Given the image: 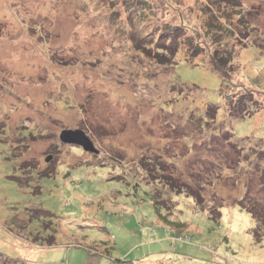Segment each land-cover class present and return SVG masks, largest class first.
<instances>
[{
	"label": "rangeland",
	"instance_id": "1",
	"mask_svg": "<svg viewBox=\"0 0 264 264\" xmlns=\"http://www.w3.org/2000/svg\"><path fill=\"white\" fill-rule=\"evenodd\" d=\"M208 6L232 11L216 39ZM160 43L167 66L142 51ZM261 149L264 0H0V264H264L238 205H264Z\"/></svg>",
	"mask_w": 264,
	"mask_h": 264
},
{
	"label": "trees",
	"instance_id": "2",
	"mask_svg": "<svg viewBox=\"0 0 264 264\" xmlns=\"http://www.w3.org/2000/svg\"><path fill=\"white\" fill-rule=\"evenodd\" d=\"M228 13L231 14L232 11L231 12L227 11L226 13H223V11L218 12V11L214 10V7H212V6H208L207 9H204L203 15L206 17L207 29H208L207 32H208V34L210 33V37L212 36L213 38L216 39L218 36L220 37L225 32H227L225 29H223L220 26V24L216 25V22L222 17H224V19L227 20ZM170 35H171V33H169V31H168L167 33H163L161 36L162 37L163 36L168 37ZM166 42H168V41H166ZM170 42H171V39H170ZM160 46H162V47H158L155 52L152 51V49H151L152 47L144 46V48L142 49L143 54H145L149 58H152L155 61V63H157L161 66H167L170 63L174 62V57L177 53V50L173 49L172 51H170L169 44H167V43L165 46L162 45V43H160ZM197 49H199L198 46H194V47L189 49L190 53L193 54V55H190L191 56V59L189 58L190 60L194 59V50H196V52H198ZM220 49H221L220 51L218 49L214 53H211L210 56L212 58V64H213L214 69L222 77L221 78L222 86H224V88H226V87H230L232 85L231 76H232V67L234 64L235 53L232 49H227L224 46L220 47ZM191 50H192V52H191ZM199 52H200V50H199ZM249 94L250 93H248V94L246 93V95L244 94V96H242L240 98V101L238 100L236 103L235 102L229 103V104H231L232 107H234L235 112L239 111V110L244 112L246 110V108L248 111L251 109L250 104H252V101L254 102V100H253L252 94H251V96ZM246 98H249V100ZM261 153H264V149H261ZM258 155L259 154H254L253 159L257 158ZM238 164L241 166L240 161L238 162ZM54 171H55V169H54ZM54 171L48 172V173H46L44 171L43 173H40V175H45L47 177H51L52 174H54ZM263 188H264V185H263ZM246 197H248V196L246 195ZM259 203H260V201H258L257 197H254V199H252L250 201V203H248L247 205H245L243 203V200L238 205H239L241 210L247 212L252 217V219L255 221L256 228L253 231L254 232L253 233L254 238L258 241H261L262 239L264 241V205L261 206V204H259ZM155 205H156V210L159 213L160 217L162 219L165 218L161 214V207H163V205H160V203L158 201H156ZM27 211L29 212V215H30V216L28 215L30 218L29 219L30 222H33V221H40L41 222L42 221L43 226H44V224L53 225L52 219L54 218V215H52L50 212H48L44 209H41V208L28 209ZM24 222L26 224L28 222V220L24 219ZM54 230L57 231V229H54ZM52 236L53 237L51 240L48 238L49 243H54L53 241H54L55 236L54 235H52Z\"/></svg>",
	"mask_w": 264,
	"mask_h": 264
},
{
	"label": "water",
	"instance_id": "3",
	"mask_svg": "<svg viewBox=\"0 0 264 264\" xmlns=\"http://www.w3.org/2000/svg\"><path fill=\"white\" fill-rule=\"evenodd\" d=\"M60 139L65 144H76L82 146L86 152H91L94 154H99V151L96 149L93 141L86 135L84 131H63Z\"/></svg>",
	"mask_w": 264,
	"mask_h": 264
}]
</instances>
